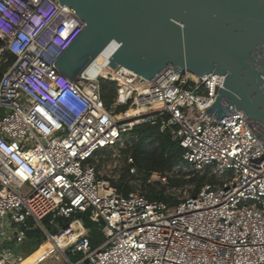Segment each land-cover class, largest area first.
<instances>
[{"label": "built area", "instance_id": "built-area-1", "mask_svg": "<svg viewBox=\"0 0 264 264\" xmlns=\"http://www.w3.org/2000/svg\"><path fill=\"white\" fill-rule=\"evenodd\" d=\"M85 26L59 0H0V57H15L0 78V264H18L36 229L52 244L47 256L69 264H264V145L244 110H205L225 75L168 66L150 80L95 66L73 81L57 60ZM102 80L114 83L113 102ZM143 125L168 133L183 162L214 181L172 205L99 178L92 157L132 144ZM84 216L102 235L95 247Z\"/></svg>", "mask_w": 264, "mask_h": 264}, {"label": "water", "instance_id": "water-1", "mask_svg": "<svg viewBox=\"0 0 264 264\" xmlns=\"http://www.w3.org/2000/svg\"><path fill=\"white\" fill-rule=\"evenodd\" d=\"M86 23L57 60L78 81L103 53L106 66L153 79L164 68L224 74L214 118L244 110L264 145V0H59Z\"/></svg>", "mask_w": 264, "mask_h": 264}, {"label": "trees", "instance_id": "trees-1", "mask_svg": "<svg viewBox=\"0 0 264 264\" xmlns=\"http://www.w3.org/2000/svg\"><path fill=\"white\" fill-rule=\"evenodd\" d=\"M4 55L8 58L10 63L15 59V57L8 51H5ZM1 75L2 72L0 71V76ZM105 98L107 101H109L111 95L106 92ZM136 131L140 134V138L138 140H135L127 149L124 150V152L129 155V158L132 161L129 166L133 168L134 166H136L139 170L145 169L148 171V173L159 171L161 172V177H166V179H168L167 183L162 185L160 189L155 188V186L150 183L146 185L145 196L149 200H163L172 205L178 204L180 200L167 193V189L179 186L180 180L176 178H168L164 174L167 171H170L177 164V162L182 159V147L180 146L179 142L172 140L168 133L161 131L156 126L143 125L137 127ZM151 140L156 141L157 145L152 150H147L145 148V145L148 141ZM189 175V179L191 181H195L197 179L196 172L191 171ZM203 181H214V177L207 174L201 177L198 183L199 186L195 191H193L192 195H195L199 191L202 186L201 183H203ZM112 185H114L117 190L123 194H127L131 190V186L125 180L124 176L122 178L120 177L117 182L114 181ZM84 217L87 228L86 235L91 239L92 245L95 247L98 242L101 241L102 235L98 231L97 224L89 220L87 216ZM72 219V217L58 218L63 226L70 223ZM45 239V235L41 230L36 229L31 232L30 239L27 243V247L30 248V252H28L24 256V258L31 254V252L33 251L35 254L41 257L43 255L47 256V253H49V250L52 247L49 244L48 240Z\"/></svg>", "mask_w": 264, "mask_h": 264}, {"label": "rangeland", "instance_id": "rangeland-1", "mask_svg": "<svg viewBox=\"0 0 264 264\" xmlns=\"http://www.w3.org/2000/svg\"><path fill=\"white\" fill-rule=\"evenodd\" d=\"M10 64V61L5 55L0 57V71L2 72V75L8 70ZM102 82L106 88V92L110 94V90L111 88H113L114 83L107 80H102ZM112 99L113 97H111L109 101L113 102ZM124 111H119L118 114L123 115ZM138 135L139 136L136 140L140 138L139 133ZM130 145L131 144H118L104 149L94 155L91 159V164L96 167L98 177L107 179L111 184H113L114 181L117 182L120 177L122 178L124 176L125 180L131 186V190L138 191L144 195L146 194L145 186L149 183L153 184L155 188L160 189L161 186L168 181L166 177H161V172L155 171L152 173H148V171L145 169L139 170L136 166H134V168L129 166L132 161L129 158V155L124 152V150L127 149ZM156 145L157 142L151 140L146 143L145 148L147 150H152ZM191 171L197 173V179L195 181H191L189 179V173ZM206 174L207 173L196 171V169H194L192 166H189L187 163L183 162L182 159H180L170 171H167L164 174L168 178H176L180 180V185L174 188H168L167 193L171 194L174 198L181 201L193 194V191H195L199 186L198 183L200 178ZM205 183V181L201 183V188L205 185ZM49 228L51 232H55L54 226H51ZM21 251L23 253V256H25L28 252H30V248L26 246ZM68 256L72 261H76L77 259H79V256H74L72 254H68ZM39 264H69V262L65 258V256L58 251L57 253L48 257L46 261Z\"/></svg>", "mask_w": 264, "mask_h": 264}, {"label": "bare ground", "instance_id": "bare-ground-1", "mask_svg": "<svg viewBox=\"0 0 264 264\" xmlns=\"http://www.w3.org/2000/svg\"><path fill=\"white\" fill-rule=\"evenodd\" d=\"M95 66H98L97 69H96L97 72L105 73L108 76H112V74L114 73L113 70L109 69L106 66L103 53H100L98 55V57L95 59V61L93 62V64L86 70L85 75H87L89 72H92V70L94 68H96ZM41 127L43 128V130L45 132H48V133L51 132V128L49 126H46V125H43L42 124ZM48 242H49V244L52 247L51 242L50 241H48ZM31 253L32 254H29L28 256H26L25 258H23L22 260H20L18 264H39V261L42 259L41 256L35 254L34 251L31 252Z\"/></svg>", "mask_w": 264, "mask_h": 264}]
</instances>
